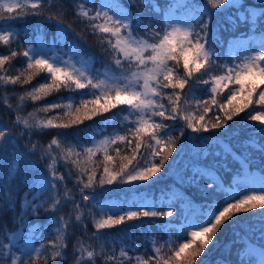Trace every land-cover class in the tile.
Returning a JSON list of instances; mask_svg holds the SVG:
<instances>
[{
    "label": "snow or ice",
    "instance_id": "1",
    "mask_svg": "<svg viewBox=\"0 0 264 264\" xmlns=\"http://www.w3.org/2000/svg\"><path fill=\"white\" fill-rule=\"evenodd\" d=\"M129 2L135 5L137 0ZM139 3L157 14L159 19L150 15L145 23L143 17L130 14L118 0H100L99 5L94 4L92 8L85 7L83 3L75 5V17L81 23L86 22V27L101 46H108L104 49L105 53H110L108 63L104 71H99L91 67L95 63L92 56L85 59L77 53L80 58L72 61L71 57L64 60L56 54L60 49L55 45L66 41V30L71 27L64 23L68 9L63 0H0V45L9 49L8 54H0V87H23L44 73V82L31 90L25 89L24 95L19 97L21 102L25 99L38 102L62 89L79 92L78 99L73 98L68 103L58 101L37 108V112L54 113L45 119H39L35 113L22 117L18 114L21 105L13 107L8 100L4 102L6 108L16 113L13 123L20 129L19 137L28 138L25 155H35L42 149L39 158L45 163L48 175L33 181L25 193L21 212L14 218L19 228L9 235L4 226L0 264H67L71 213L69 219L62 215L49 217V223L57 225L55 238L37 248L34 241L42 225L29 224L26 217L39 219L41 210L60 213L71 205L72 211L77 213L75 220L81 222L85 233L87 226L83 220H93L95 231L89 238L93 243L86 245L78 238L71 246L72 264H99V260L103 264H197L226 221L239 213L264 209V179L259 191L253 189L244 193L239 185L231 184L225 189L212 178L215 168L209 165L198 174L194 172L189 179L190 183L199 185L197 175L209 177L206 187L198 188L205 198L204 203L195 204L182 193L165 189L160 194L163 202L153 199L151 203L133 202L128 206L121 202L107 208L105 218L86 217L85 209H94V205L101 202L97 197L109 191L105 185L151 180L176 150L177 139H187V130L201 133L226 128L227 122L254 105L260 111L254 110L248 118L264 125V30L256 37V21H253L249 29L251 35L245 33L228 42L229 49L225 54L229 59L223 63H220V53L215 48L218 38L215 34L210 36L208 31L211 10L244 8L241 0H205L203 5L197 0H169L165 8L158 0H139ZM260 3L264 6V0ZM256 11L254 9L249 15L254 16ZM258 11L264 17V7ZM45 15L57 23L50 45L29 40L26 43L31 46L22 51L12 48L14 40L19 39V34L12 31L15 27L12 22L28 16ZM206 15L208 20L204 19ZM157 24L159 30H156ZM68 47L71 50V46ZM18 56L24 57L26 66L19 74L10 75L11 61ZM217 69L221 70L219 74ZM196 84L209 86L204 90L207 98L195 97ZM225 90L227 96L218 102L217 96ZM190 100H194L197 113L203 106L202 114L193 113ZM212 106H217V111L210 117L209 127L205 117ZM116 109L119 112L114 113ZM106 113L114 114L106 117L105 124L122 116L123 133L114 128L102 140H93L90 146L69 141L66 130ZM181 121L183 126H179ZM49 129L57 132L46 147L32 140L34 134ZM105 130L101 128L99 131ZM259 131L264 132V129ZM177 132L179 136L175 135ZM14 143L18 145L19 139L11 129L0 126V157L7 155L9 146ZM247 143L264 154V143L257 139ZM144 147L151 149V160L147 163L148 157L141 154ZM61 163L65 166L64 173L57 167ZM17 167L10 164L9 177ZM70 180L75 181L73 189H67L66 182ZM62 188L65 189L63 194ZM97 189H100L99 193ZM73 190L78 192L79 199L71 195ZM215 193H223L222 203L208 200ZM5 195L11 196V190H6ZM29 195L31 200H28ZM37 200L41 203L37 204ZM177 201L179 207L176 206ZM8 210H12L11 200L8 201ZM260 215L264 217V212ZM145 219L149 226L156 221L158 231L167 239L157 246L153 235L151 254L146 250L143 256L129 255V252L136 253L138 246L121 241L117 255L113 234L103 230ZM24 228H27L31 239L25 238ZM128 239L131 237L127 235L123 238ZM260 264H264V257Z\"/></svg>",
    "mask_w": 264,
    "mask_h": 264
},
{
    "label": "trees",
    "instance_id": "2",
    "mask_svg": "<svg viewBox=\"0 0 264 264\" xmlns=\"http://www.w3.org/2000/svg\"><path fill=\"white\" fill-rule=\"evenodd\" d=\"M63 2L68 9L64 23L70 24L71 27L66 30V41L62 40L55 47L70 50L68 46H71V50H75L85 58L92 56L95 58L94 67L100 71H104L105 65L108 63V56H110V53H105L104 51L108 46L106 44L101 46L97 42L96 37L93 36L91 30L86 27V22L81 23L74 14L75 5L83 3L85 7L92 8L94 4L97 6L99 0H63ZM118 2L130 14L143 17L145 23L148 22L147 17L150 15L153 19H159L157 14L152 13L149 8L140 4L139 0H137L135 5L130 3L129 0H118ZM197 2L203 5L205 0H197ZM158 3L162 8H165L169 0H158ZM241 3L244 4V8L228 7L223 10H211L208 31L210 36L215 34L218 38L215 42V48L220 53V63L229 59V56L225 54L229 49V41L245 33L252 34L249 29L252 27L253 21H256V37H259L261 31L264 30V17L258 11V9L264 7L261 5L260 0H241ZM254 9L257 10L256 14L254 16L249 15ZM204 19L208 20V16L206 15ZM12 23L15 24L12 31L19 34L18 41L14 40L12 44V48L17 51L30 47L31 44L26 43L29 40L34 43H38L39 41L42 43L47 42L50 45L51 39L57 29L56 21L47 19L46 15L28 16ZM155 27L156 30H159V24L155 25ZM141 34L143 33L141 32ZM8 52V48L0 45V54L6 55ZM25 66L24 57L18 56L11 61L8 74L17 75ZM220 71V69H217L216 73L219 74ZM45 76L46 74L41 73L35 76L29 85H24L23 87L19 85H9L6 89L0 87V126H7L11 129L13 135L19 134L20 129L13 123L16 113H13L4 106L5 100H8L13 107L21 105L18 114L22 117H27L29 113H35L39 119H45L51 118L54 113L52 111L48 113L37 112L35 111L37 108L58 101L68 103L73 98L78 99V91L62 89L59 92H53L38 102L28 99L21 102L19 97L24 95L25 89L31 90L33 86L43 83ZM208 87V85L196 84L195 97H204V90ZM187 90L186 87L185 91ZM227 94V90L222 92L217 96V101H224ZM189 103L192 105L194 114L203 113V106H201L200 112L197 113L194 100H190ZM254 110L260 111L259 107L254 105L239 116H235L232 121L227 122L226 128L201 133H192L190 129L187 130L185 133L187 139H177L176 150L165 161L161 171L153 176L151 180L147 182H132V184L117 183L105 185L104 187L109 189V191L104 192L102 196H98V200L115 199L123 202L125 206L131 205L133 202L151 203L153 199H161V202H163L160 194L165 189H168L182 193L185 198L192 199L195 204H201L205 202V198L201 196L198 188L206 187L209 177L197 175L199 185L190 183L189 179L193 176L194 172L198 174L209 165L215 168L212 178L218 180L225 189L231 184L233 186L239 185L244 193H248L253 189L259 191L261 181L264 179V154L254 149L247 141L257 139L264 143V132L259 131L260 129H264V125H260L258 121H252L248 118L250 113L254 114ZM216 111L217 106H212V110L205 117V122L208 123L209 127H211L212 122L210 117ZM115 112H119V109L114 110ZM114 113H106L103 116L94 117L91 121H85L84 124L78 127L66 130L69 133V141L72 143L81 142L90 146L93 140H102L114 128L120 129L121 133H123L125 129L120 124L122 116L116 117L114 122L109 121L105 124L106 117L113 116ZM164 123L172 124L171 121H164ZM179 126H183L182 121L179 122ZM101 128L106 130L101 132L99 131ZM56 132V129H49L42 133L38 132L35 135L39 142L42 141L44 144H48ZM175 135L179 136V133L177 132ZM18 139V145H21L23 140L22 138ZM15 152L18 153L19 149L16 148V144L14 143L9 146L8 154L3 157L0 164V241L4 240L3 232L5 225L9 235L19 228V224L18 222H14V218L18 217L21 212V201L25 193L29 191L33 181H38L40 176L39 171L32 169L31 166L27 168L25 165L26 163L30 165L29 159L19 158L20 163L16 171L9 177V168L6 167L5 161L9 162ZM150 152V148L144 147L141 149V154L148 157L145 163L151 160ZM158 160L159 157H157V162ZM60 166L65 168L63 163ZM238 172L242 174L237 175ZM68 182L69 188H73L75 181L70 180ZM8 189L11 190V196L5 195ZM209 191L212 190L209 189ZM97 192L99 193L100 189H97ZM73 193L75 198L78 199V192L73 190ZM146 198L149 199L146 200ZM31 199L32 196L29 195L28 200ZM9 200L12 201V210H8ZM208 200L220 204L224 200L223 193H215L213 196L208 197ZM36 203L38 204V201ZM175 203L179 207V202ZM106 210L107 208L103 204L97 203L94 205V209H85V215L86 217L95 216L98 220L105 218ZM261 212H264V209H253L247 213L236 214L232 220L226 221L217 232L213 242L209 244L204 254L199 257L197 264H201V262L203 264H260L262 257H264V217L260 215ZM70 213L71 227L68 229L69 247L66 250L68 253L67 264H72L71 246L77 242L78 238L83 240L86 245L93 243L89 239L95 231L93 220L87 218L83 220V223L87 226V232L85 233L81 227V222L75 220L76 214L72 211L71 205L65 207L64 211L60 213L44 212L41 210L39 219L34 216L26 217V221L29 224L42 225L41 232L37 234L34 241V246H37L55 238L54 229L57 225L49 223V217L52 215H62L65 219H69ZM103 231L113 234V238L117 244V255L122 246L121 241L124 244L138 246V251L136 253L129 252V255L143 256L146 250L151 254L153 235L156 238L157 246L167 239L166 235L158 231L156 221H153L151 226H149L146 219L143 221L126 222L125 225H118L112 229ZM23 232L26 239H31L27 228H24ZM125 235L131 237V239L123 240ZM17 254L19 255V253ZM99 264H103V261L99 260Z\"/></svg>",
    "mask_w": 264,
    "mask_h": 264
},
{
    "label": "rangeland",
    "instance_id": "3",
    "mask_svg": "<svg viewBox=\"0 0 264 264\" xmlns=\"http://www.w3.org/2000/svg\"><path fill=\"white\" fill-rule=\"evenodd\" d=\"M99 3H100V0H99ZM99 3H97V6L99 5ZM6 27V25H5ZM38 43H41L43 44L41 41H39ZM255 47V46H254ZM60 51L57 52L56 54L59 55L60 57H62L64 60H69V58L71 57L72 58V61H75V60H78L80 58V55H77L78 52H76L75 50H67V49H63V48H59ZM233 54H235V52H233ZM85 58V57H84ZM87 59V58H85ZM79 66V65H77ZM91 67L95 70H99L97 68L94 67V65L92 64ZM100 71V70H99ZM15 137L17 138H20L19 137V134H14ZM27 137H23L22 140H23V143L21 145H16V148L19 149V152H15L14 153V156L11 157V160L8 161H5V164H6V167L9 168L10 164L14 165V166H18L19 163H20V160L19 158H26V159H29L30 160V165L29 164H25L28 167L31 166L32 169L34 170H37L40 172V176H39V180H41L43 177L47 176L48 173H47V170H46V165L44 162H42L39 158V152L42 151V149L38 150L37 151V154L35 155H25V153L27 152V148H26V143H27ZM32 140L34 142L38 141L36 135L34 134L32 136ZM39 142V141H38ZM40 145H43L44 147L47 146V144H44L42 141L39 142ZM4 157V156H3ZM3 157H0V164L2 163V159ZM59 171L61 173H64L65 172V168L64 167H61L60 165L57 166ZM67 189H73L72 187L69 188V182L67 181ZM65 191V189H61V194H63V192ZM45 195L47 196L48 193H45ZM71 195H74V193L72 192ZM79 199V198H78ZM101 199V198H99ZM38 201V204L41 203L40 200H37ZM101 204H103L106 208H109V207H112V206H115V205H118L120 204L121 202L120 201H117L115 199H111V200H100ZM72 208V206H71ZM74 214H77L76 212H74ZM37 248L40 247V245H37L35 246Z\"/></svg>",
    "mask_w": 264,
    "mask_h": 264
}]
</instances>
